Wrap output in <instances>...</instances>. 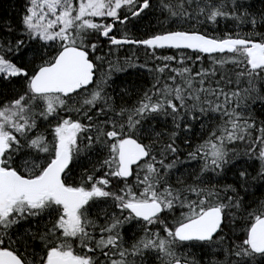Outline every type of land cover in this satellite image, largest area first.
<instances>
[{
  "label": "snow or ice",
  "instance_id": "1",
  "mask_svg": "<svg viewBox=\"0 0 264 264\" xmlns=\"http://www.w3.org/2000/svg\"><path fill=\"white\" fill-rule=\"evenodd\" d=\"M259 3L0 19V264H264Z\"/></svg>",
  "mask_w": 264,
  "mask_h": 264
},
{
  "label": "trees",
  "instance_id": "2",
  "mask_svg": "<svg viewBox=\"0 0 264 264\" xmlns=\"http://www.w3.org/2000/svg\"><path fill=\"white\" fill-rule=\"evenodd\" d=\"M21 3L22 0H0V19L11 18L15 20ZM260 6L259 0H257V7L259 8ZM123 54L124 53H121V55ZM118 75L121 80L136 81L139 73H133L132 71H129L127 75L122 73ZM117 82H119V80Z\"/></svg>",
  "mask_w": 264,
  "mask_h": 264
}]
</instances>
